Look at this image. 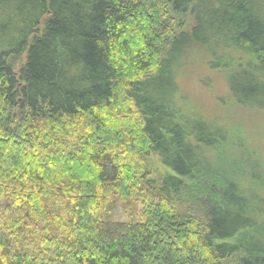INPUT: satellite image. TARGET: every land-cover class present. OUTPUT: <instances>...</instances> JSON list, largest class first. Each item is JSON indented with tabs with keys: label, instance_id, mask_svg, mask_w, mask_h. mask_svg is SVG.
<instances>
[{
	"label": "trees",
	"instance_id": "1",
	"mask_svg": "<svg viewBox=\"0 0 264 264\" xmlns=\"http://www.w3.org/2000/svg\"><path fill=\"white\" fill-rule=\"evenodd\" d=\"M192 63L230 114L189 104ZM234 111L264 120V0H0V264H264Z\"/></svg>",
	"mask_w": 264,
	"mask_h": 264
},
{
	"label": "rangeland",
	"instance_id": "2",
	"mask_svg": "<svg viewBox=\"0 0 264 264\" xmlns=\"http://www.w3.org/2000/svg\"><path fill=\"white\" fill-rule=\"evenodd\" d=\"M200 64L192 63L181 73L179 78L181 91L188 98L189 104H192L202 115L220 116L219 114L224 111L230 114L231 102L230 100L226 102L227 91L223 80L217 74L209 73L207 68ZM252 114L245 116L234 111L232 116L243 124H241L242 136L248 148L259 150L257 161L262 170L264 169V120L262 116ZM105 209V214L111 221L125 222L126 218L117 197L112 198Z\"/></svg>",
	"mask_w": 264,
	"mask_h": 264
}]
</instances>
